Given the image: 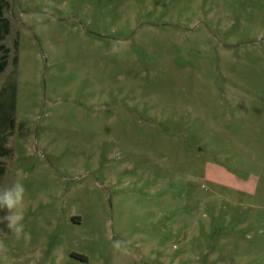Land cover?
<instances>
[{
  "label": "rangeland",
  "instance_id": "1",
  "mask_svg": "<svg viewBox=\"0 0 264 264\" xmlns=\"http://www.w3.org/2000/svg\"><path fill=\"white\" fill-rule=\"evenodd\" d=\"M5 1L0 264H264V0Z\"/></svg>",
  "mask_w": 264,
  "mask_h": 264
},
{
  "label": "clouds",
  "instance_id": "2",
  "mask_svg": "<svg viewBox=\"0 0 264 264\" xmlns=\"http://www.w3.org/2000/svg\"><path fill=\"white\" fill-rule=\"evenodd\" d=\"M25 186L20 179L15 180L10 187L0 189V223L17 240L25 243L31 239V234L25 228Z\"/></svg>",
  "mask_w": 264,
  "mask_h": 264
},
{
  "label": "trees",
  "instance_id": "3",
  "mask_svg": "<svg viewBox=\"0 0 264 264\" xmlns=\"http://www.w3.org/2000/svg\"><path fill=\"white\" fill-rule=\"evenodd\" d=\"M6 5L5 0H0V40L4 39L5 35L9 32L8 19L2 15V8ZM9 48L0 42V72L4 69L7 62V55ZM15 60V57H14ZM11 122V121H10ZM12 127V122L9 124ZM8 149L4 145H0V155H5ZM4 172V165L0 164V177Z\"/></svg>",
  "mask_w": 264,
  "mask_h": 264
}]
</instances>
